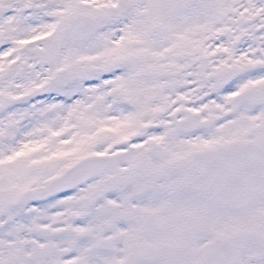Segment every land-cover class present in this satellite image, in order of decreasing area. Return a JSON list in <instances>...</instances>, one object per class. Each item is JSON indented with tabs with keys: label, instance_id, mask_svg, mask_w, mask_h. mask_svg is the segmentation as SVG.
Returning a JSON list of instances; mask_svg holds the SVG:
<instances>
[{
	"label": "snow or ice",
	"instance_id": "obj_1",
	"mask_svg": "<svg viewBox=\"0 0 264 264\" xmlns=\"http://www.w3.org/2000/svg\"><path fill=\"white\" fill-rule=\"evenodd\" d=\"M0 264H264V0H0Z\"/></svg>",
	"mask_w": 264,
	"mask_h": 264
}]
</instances>
